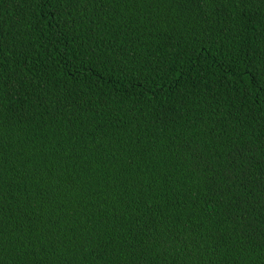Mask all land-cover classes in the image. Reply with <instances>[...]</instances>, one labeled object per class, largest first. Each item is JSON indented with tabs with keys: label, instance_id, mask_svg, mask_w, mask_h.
<instances>
[{
	"label": "trees",
	"instance_id": "obj_1",
	"mask_svg": "<svg viewBox=\"0 0 264 264\" xmlns=\"http://www.w3.org/2000/svg\"><path fill=\"white\" fill-rule=\"evenodd\" d=\"M0 264H264V0H0Z\"/></svg>",
	"mask_w": 264,
	"mask_h": 264
}]
</instances>
